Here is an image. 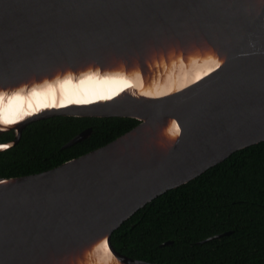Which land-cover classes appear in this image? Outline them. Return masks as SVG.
Here are the masks:
<instances>
[{
    "label": "water",
    "instance_id": "obj_1",
    "mask_svg": "<svg viewBox=\"0 0 264 264\" xmlns=\"http://www.w3.org/2000/svg\"><path fill=\"white\" fill-rule=\"evenodd\" d=\"M103 78L132 84L114 98L79 94ZM20 99V119L0 114V133H15L0 145L55 115L140 122L53 168L0 177V264H165L120 252L112 234L264 141V0H0V109Z\"/></svg>",
    "mask_w": 264,
    "mask_h": 264
},
{
    "label": "trees",
    "instance_id": "obj_2",
    "mask_svg": "<svg viewBox=\"0 0 264 264\" xmlns=\"http://www.w3.org/2000/svg\"><path fill=\"white\" fill-rule=\"evenodd\" d=\"M138 122L127 116L35 120L16 144L0 150V177L50 169L110 142ZM88 127L87 138L64 146ZM13 137L12 130L2 132L0 143ZM167 240L172 243L163 244ZM111 241L128 256L158 263L264 264V141L154 198L115 229Z\"/></svg>",
    "mask_w": 264,
    "mask_h": 264
},
{
    "label": "bare ground",
    "instance_id": "obj_3",
    "mask_svg": "<svg viewBox=\"0 0 264 264\" xmlns=\"http://www.w3.org/2000/svg\"><path fill=\"white\" fill-rule=\"evenodd\" d=\"M132 82H127V80H120V79H110V78H103L99 82H93L88 84L84 89H80L81 92L79 93L81 96L84 95V98H91V99H99L102 100L104 98H111L119 96V93H123L126 90L128 91ZM26 99L14 100L13 107H9L8 109V117L9 120L16 119L17 112L25 111L28 109V105L24 106L21 109V106L17 102H25ZM18 104V105H17Z\"/></svg>",
    "mask_w": 264,
    "mask_h": 264
},
{
    "label": "snow or ice",
    "instance_id": "obj_4",
    "mask_svg": "<svg viewBox=\"0 0 264 264\" xmlns=\"http://www.w3.org/2000/svg\"><path fill=\"white\" fill-rule=\"evenodd\" d=\"M20 91H23V89H20ZM32 95H35V93H33ZM31 107V105H29ZM31 111H36L35 108H31ZM0 114H2V118L5 120V122H10L7 117H8V109L7 107H5L4 109H0ZM21 117L19 115L16 116V119H20ZM8 147L7 145H0V148H6Z\"/></svg>",
    "mask_w": 264,
    "mask_h": 264
},
{
    "label": "flooded vegetation",
    "instance_id": "obj_5",
    "mask_svg": "<svg viewBox=\"0 0 264 264\" xmlns=\"http://www.w3.org/2000/svg\"><path fill=\"white\" fill-rule=\"evenodd\" d=\"M139 122H140V120H139ZM139 122H138V123H139ZM138 123H137V124H138ZM137 124H136V125H137ZM9 131H10V130H9ZM12 131H13V130H12ZM13 132H14V131H13ZM14 136H15V133H14ZM13 138H14V137H13ZM13 138H12L11 140H13ZM11 140H10V141H11ZM6 142H9V141H6ZM1 143H2V142H1ZM66 143H67V142H66ZM71 159H72V158H71ZM52 168H53V167H52ZM37 173H38V172H37Z\"/></svg>",
    "mask_w": 264,
    "mask_h": 264
}]
</instances>
